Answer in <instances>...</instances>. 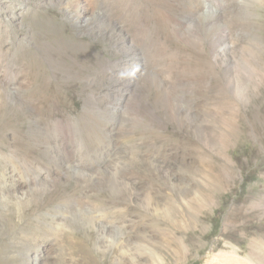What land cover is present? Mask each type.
I'll list each match as a JSON object with an SVG mask.
<instances>
[{
  "label": "rangeland",
  "instance_id": "rangeland-1",
  "mask_svg": "<svg viewBox=\"0 0 264 264\" xmlns=\"http://www.w3.org/2000/svg\"><path fill=\"white\" fill-rule=\"evenodd\" d=\"M11 1L6 9L7 12L10 10V24L5 23L4 19L1 23H5L4 26H8L19 41L29 48L24 51L19 47L20 51L13 50L15 53L11 51L4 57L0 64V82L4 79V69L14 63L20 65L12 67L15 75L26 79L36 77L40 84L43 80L56 76L59 86L53 80V91L41 88L33 96L39 100L37 105L51 122L58 120L60 126L64 127L68 122L71 123L73 138L78 145L84 132L81 128L84 127L69 114L71 111L74 114L83 113L86 95L91 91L84 92L79 86L71 85L102 75L116 78L119 67L122 69L126 65V58L120 48L122 41L128 39L125 36H122L123 40L112 37L107 29L102 33L96 29L98 27H95L94 32L90 31L85 21L74 16L75 13L69 6L74 0ZM242 1L255 8L252 10V22L255 23L251 30L243 22L237 21L236 25H231V21L242 14L237 0H213L209 3L218 9L217 12L214 11L217 17L212 19V32L219 30L227 35L223 36L224 40L218 45L219 48L227 47L225 51L229 54L224 57L227 66L219 69L218 76L209 78L205 91L203 87L194 96L192 124L184 123V128L181 129L170 125L169 136L156 141V146L170 162V172L178 175L173 182L174 186L182 191L181 194H167L166 187L161 188L164 189L161 193L164 199L161 198L158 208L160 227L164 234L160 239H152V230L149 229L144 233L146 239H134L126 244L124 232L129 233L130 224L116 222L111 228L115 231L109 234L114 235L119 244V251L112 264L120 260L122 253L130 255L138 264H152L138 261L136 254L139 248L145 256H149L153 250L151 245L155 243L161 248L156 252L161 260L159 264H264V0L261 5L259 0ZM79 5L85 7V0H81ZM16 7L19 11L14 15ZM33 8L38 12L26 14ZM150 8L167 11L173 19H181L187 15L177 0H155ZM21 9L26 11L23 13ZM104 9L105 1L98 0L97 12L101 13ZM129 12L130 8L126 5L124 13ZM32 18L46 23L51 31L42 33L43 30L32 26ZM154 26L153 22L149 24L147 35L151 34ZM156 32L162 38L169 29L161 23L157 25ZM9 40L10 38L7 41ZM199 44L200 42L196 45L180 41L167 42L171 48L185 50L189 54L193 60H188L190 66L195 64L196 58H202L201 61L208 69V60L218 52L212 51L209 41H204L207 53L198 58ZM142 45L150 48L159 73L166 72L169 68L173 71L174 62L161 54L155 38L152 42L144 39ZM127 46L125 43V47ZM74 48L83 49L88 56L80 57ZM143 53L145 55L144 50ZM141 57L144 65L150 66L152 61L149 62L146 58L144 60L142 54ZM218 58L217 63H222L223 58ZM234 65H237L236 70L233 69ZM61 85L68 90L62 93ZM105 89L107 87H103L101 91ZM237 109L240 119L239 114H236ZM19 114L23 116V122L19 121ZM221 114L225 116L224 119ZM31 121L30 111L25 107H15L12 102H5L0 111V156L12 154L11 149L17 145L23 153L33 155V160H45L51 178L58 181L59 186H51L35 193L27 206L20 210L13 196V185L6 177L10 165L4 159L0 160V264H34L38 259L41 264H59L56 256L60 249L65 264H76L78 258L72 254L75 247L68 245L65 235L72 244L84 241L98 264H103V259L97 252L104 247L100 248L95 244L99 237L95 223L98 213L96 209L80 210L72 202V191L77 190L79 195L89 192L94 205L105 208L116 209L123 206L130 209V214L134 213L135 208L143 213H153L152 210L147 212L141 207L145 188L138 186V196L129 198L124 195H108L106 180L96 179L99 182L96 184L76 178L58 179L65 163L60 162L59 167H55L49 160L50 149L44 147L39 136L29 127ZM147 121L148 118L145 117L144 122ZM197 128L206 130L210 141L206 142L201 138L202 141L197 139L198 142L195 137V133L199 134ZM141 130H136L130 138L138 141ZM219 133L224 134L222 139L218 138ZM179 137L189 139L191 144L182 145ZM200 154L206 162L211 161L206 163L207 166L210 164L206 168L208 171L203 168L204 160H201ZM224 158L232 161L231 167L234 170L227 178L221 177L219 169L225 165ZM137 166L136 171L141 172L142 167ZM127 178L139 182L133 175ZM217 179L219 180L216 181ZM127 220L138 221L130 217ZM104 223L110 227L108 220H104ZM30 228H35L38 235L30 234ZM139 233L140 236L143 235L142 232ZM169 237L175 238L172 246L168 244ZM56 238H61V243L57 244Z\"/></svg>",
  "mask_w": 264,
  "mask_h": 264
},
{
  "label": "bare ground",
  "instance_id": "bare-ground-1",
  "mask_svg": "<svg viewBox=\"0 0 264 264\" xmlns=\"http://www.w3.org/2000/svg\"><path fill=\"white\" fill-rule=\"evenodd\" d=\"M104 1L106 9L101 13L97 12L98 0H85V7L79 5L81 0L71 1L69 5L75 13L74 16H77L81 21H85L91 29L90 31L94 32L95 27H98L96 29L101 30L102 33H105L107 29L112 37L123 40L124 37L122 36H125L128 39V41H122L123 44L121 48L119 47L126 58V65L122 69L119 67L120 70L116 78L102 75L100 77H90L79 84L77 82L71 85V87L79 86L84 92L91 91L86 95L87 100L85 101L86 106L83 113L80 115L71 111L69 114L71 118L77 119L80 125L84 127L81 128L84 132L78 145L73 138L71 123L68 122L64 127L60 126L58 120L51 122L37 105L39 100H36L33 96L37 89L44 88L48 92L53 91L55 87L53 80L59 86L60 83H58L56 76H53V79L43 80L40 84L37 82L36 77L26 79L21 75H15L12 67L20 66L19 63H14L11 67L8 66L4 69V79L0 82V111L6 101L12 102L15 107H25L30 111L32 123L29 127L39 136V141L44 143V147L50 149L49 160L55 164V167H59L60 162L65 163L63 168L60 169L58 179L76 178L77 180H90L96 184H99L96 179L106 180L105 187L108 195H124L129 198H132L133 195L138 196V186L145 188L141 207L147 212L152 210L153 213H143L135 208L133 209L134 213L130 214V209L123 206L116 209L112 207V209L105 208L94 205L89 192L86 191L79 195L77 190L72 191L71 197L74 200L72 202L80 210L96 209L98 217L95 219V223L99 237L96 238L95 244L100 248L104 247L102 251L97 252V255L103 259V264H112L115 255L119 251V244L116 242L114 235L110 236L109 234L115 231L111 228L116 222L118 224L129 222L130 224L129 233L124 232L126 237L124 242L126 244L133 242L134 239H146L144 233L149 229L152 230V239L162 238L164 233L160 227L161 217L158 208L159 201L161 198L164 199L161 195L164 189L161 188L166 187L167 194H181L182 191L174 186L173 182L178 178V175L170 172V162L165 153H162L160 148L156 146V141L169 136L170 125L181 129L184 123L186 125L192 124L194 120L192 115L194 96L203 87H205V91L210 82L209 78L218 76L219 69L227 66L224 57L229 53L225 51L227 50L226 46L218 47L220 42L224 40L223 36L227 35L222 34L219 30L212 32V19L217 17V13L215 14L214 11H218L217 8L209 4L213 0H177L181 9L187 12V15L181 19H173L167 11L150 8L155 0ZM11 2V0H0V64L11 51L18 49L19 51L21 49L26 51L29 48L28 45L19 41L16 34L8 29V26L7 28L4 26L5 23L10 24L8 13L10 10L7 12L6 9L7 6L11 5ZM237 2L242 14L240 17L234 18L231 25H236L239 21L251 30L255 23L252 22L254 17L252 10L255 8L242 0H237ZM262 2L263 0H259L260 4H258L261 5ZM126 5L130 8V12L127 14L124 13ZM17 11H19L18 8L15 9L13 14L17 15ZM25 11L22 10L21 12L24 13ZM37 12L38 10L33 8L31 12L27 11L26 14ZM37 15L35 16L37 17ZM2 20L5 23H1ZM160 21L169 29V32L165 33L162 38L156 32L157 25L161 24ZM151 22L155 26L152 28L151 34L147 35ZM30 23L32 26L43 30L42 33L51 31L46 23L44 24L38 19L32 18ZM8 38H10L9 41H7ZM153 38L157 40L161 54L168 56L174 62L173 71H170L171 68H169L166 72L159 73L157 67H155L158 65L154 62V55L151 54L150 48L142 45L144 39L152 42ZM175 41L191 45L200 42L199 50H197L198 58L207 53L204 41H209L212 45V51L217 50L218 54H214L208 60V69L201 61L202 58L200 60L196 58L195 64L190 66L188 60L192 59L185 50L171 48L167 45V42ZM125 43L128 45L127 47H125ZM74 51L79 53L80 57L88 56L83 49L74 48ZM141 54L144 56V60L146 58L149 62L152 61L150 66L144 65ZM218 57L223 58V62L220 64L217 63L219 61ZM110 68H112V65H110ZM233 69L236 70L237 65H234ZM23 71L24 69L21 72ZM61 86L62 93L68 90L63 89V85ZM103 87H107V90L101 91ZM238 109L236 114L240 113ZM19 115L21 116V114ZM221 116L223 115L221 114ZM145 117L148 118L146 123L144 122ZM238 119H240V114ZM19 121L23 122V116L19 118ZM139 128L142 129L140 139L134 141L130 136ZM197 130L199 134L195 133L196 140L202 141V138L206 142L210 141L209 133L206 134V130L201 128H197ZM223 137V133L218 134L219 139ZM178 140L182 145L191 144V141L187 138L182 139L179 137ZM191 149L193 150V147ZM11 152L12 154L8 156H0V160L4 159L10 165V170L6 176L7 181L13 185L12 188L15 191L13 196L16 198V205L22 210L35 193L46 190L51 186L58 187L59 183L51 178V172L45 160L41 158L35 159L36 161L33 160V155L27 152L23 153L17 145L14 149H11ZM200 158L204 160V169L210 166V164L208 166L206 164L210 160L206 162L201 154ZM224 159L225 165L223 164L219 169L221 177L227 178L230 173L233 174L234 170L231 167L232 161L229 158ZM137 164L142 167L141 172L143 173L136 171L138 170ZM206 171L208 170L206 169ZM129 175L137 177L139 182L127 178ZM215 177H217V174ZM215 177L213 176V178ZM128 217L136 218L138 221L127 220ZM104 220H108L110 227L105 226ZM120 230L123 231V228H120ZM29 231L32 235H38L35 228H30ZM139 232H142L143 235L140 236ZM65 237L68 245L75 247L72 249V254L78 258L76 264H98L84 241H75L72 244L66 235ZM167 240L168 244L172 246L175 238L169 237ZM56 243H61V238H56ZM151 246L153 250L148 254L149 256H145L142 250L137 249L138 261L151 262L152 264L161 263L160 258L156 255V252L161 250L160 245L155 243ZM56 262L65 264L61 249L56 256ZM34 264H41V260L38 259ZM116 264H138V262L134 261L130 255L122 253Z\"/></svg>",
  "mask_w": 264,
  "mask_h": 264
}]
</instances>
